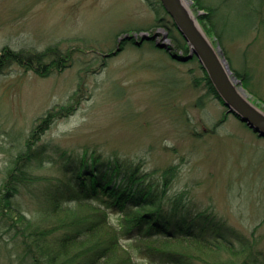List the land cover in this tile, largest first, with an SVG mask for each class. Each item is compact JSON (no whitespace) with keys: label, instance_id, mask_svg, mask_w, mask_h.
Returning a JSON list of instances; mask_svg holds the SVG:
<instances>
[{"label":"rangeland","instance_id":"obj_1","mask_svg":"<svg viewBox=\"0 0 264 264\" xmlns=\"http://www.w3.org/2000/svg\"><path fill=\"white\" fill-rule=\"evenodd\" d=\"M232 2L234 13L242 10ZM159 15L148 0H0V49L58 44L73 57L46 75L18 64L0 74V183L11 158L25 148L35 119L54 106L73 104L70 96L79 89L75 107L42 134L41 142L58 143L55 156L62 149L75 156L95 150L132 158L156 174L177 165L175 187L188 188L198 205L246 232L264 217V138L233 114L219 121L226 106L207 93L197 59L174 60L154 48L157 41L173 45L170 29L155 26ZM138 27L143 29L127 33L137 39L157 33V40L144 43V51L128 43L105 64L102 53L115 50L125 36L115 34ZM258 27L231 33L217 46L230 69L225 56L247 71L246 94L264 106V25ZM216 123L221 124L210 130ZM27 169L50 177L28 185L36 194L67 178L59 163L47 159H34ZM22 200L35 199L26 193ZM0 234L14 244L1 224ZM3 253L0 264H6Z\"/></svg>","mask_w":264,"mask_h":264},{"label":"trees","instance_id":"obj_2","mask_svg":"<svg viewBox=\"0 0 264 264\" xmlns=\"http://www.w3.org/2000/svg\"><path fill=\"white\" fill-rule=\"evenodd\" d=\"M148 1L158 15L163 12L157 16L155 26L166 25L173 40V46L167 49L154 48L174 60L184 61L182 57L190 52L187 41L165 14L160 0ZM192 2L200 24L215 45L223 44L231 33L240 35L256 25L258 29L264 25V0H234V5L242 6L236 13L232 11V0ZM142 29L124 28L115 35ZM132 40L122 41L121 49L134 43L135 39ZM134 44L145 50L144 44ZM109 56L102 55L105 64ZM225 57L246 88L247 71L234 68L230 57ZM72 58L58 44L41 50L4 45L0 49V74L18 64L46 75L68 66ZM199 65L200 80L207 93L225 105L208 73L200 62ZM78 90L70 96L73 104L54 106L35 119L25 148L11 158L3 171L0 224L14 239L11 245L0 234V251L4 252L6 264H16L13 252L29 264H264V233L260 230L264 217L246 232L237 231L214 209L198 205L188 188L175 187L177 165H169L156 174L132 158L95 150L84 149L75 156L62 149L55 156L53 150L59 147L58 143L41 142L42 134L59 115L75 107ZM253 101L264 109L257 100ZM225 112L220 122L229 115V111ZM220 124L209 129L215 131ZM34 159L59 163L67 178H61L56 188H44L39 194L27 189L43 177L50 178L34 176L27 169ZM26 193L35 199L33 203L22 200Z\"/></svg>","mask_w":264,"mask_h":264},{"label":"water","instance_id":"obj_3","mask_svg":"<svg viewBox=\"0 0 264 264\" xmlns=\"http://www.w3.org/2000/svg\"><path fill=\"white\" fill-rule=\"evenodd\" d=\"M161 1L191 48L190 53L182 59L188 60L196 55L228 110L238 115L242 121L246 122L261 136H264V110L245 93L241 82L232 74V70L227 66L225 58L219 51V47L215 46L208 37L191 7L187 8L184 0ZM157 36V33H145L138 43L145 39H156ZM132 37V35H128L125 38ZM157 44L160 47H166V44L161 41H157ZM120 49L121 46L119 45L114 53Z\"/></svg>","mask_w":264,"mask_h":264},{"label":"bare ground","instance_id":"obj_4","mask_svg":"<svg viewBox=\"0 0 264 264\" xmlns=\"http://www.w3.org/2000/svg\"><path fill=\"white\" fill-rule=\"evenodd\" d=\"M184 3H185V6L187 7V8H190V6H189V2H188V0H184ZM147 33V32H146ZM145 34V33H144ZM148 34H150V33H148ZM128 35H132L133 37L132 38H125L126 36H128ZM143 35V34H142ZM142 35H141V37H142ZM141 37L139 38V39H137V37H136V35H134V34H129V33H125V36L124 37H122L119 41H118V44L119 45H121V43H122V41H133L132 39H135V41H134V43H136L137 45H142V44H144V43H146V42H149V41H155L154 39H145L144 41H142L141 43H138V41L141 39ZM125 38V39H124ZM188 43V42H187ZM166 44V47H163V48H165V49H167V48H169L170 46H173L172 44H168V43H165ZM156 45L158 46V44H157V42H156ZM188 47H189V50L191 51V48H190V46H189V44H188ZM36 49H38V48H36ZM44 49V48H43ZM41 50V49H40ZM173 51V50H172ZM173 53V52H172ZM181 53V55H182V53L183 52H180ZM173 55H175V53H173ZM185 55V54H184ZM245 90V89H244ZM245 92H246V90H245ZM229 111V110H228ZM222 119V118H221ZM221 119L219 120V121H221ZM45 222H47V221H45ZM19 244H22L21 243V241H19ZM18 254L19 253H15V252H13V255H12V259H13V261L16 263V264H29V263H27V260H23V258L21 257H19L18 256ZM74 264H78L77 262H74Z\"/></svg>","mask_w":264,"mask_h":264}]
</instances>
